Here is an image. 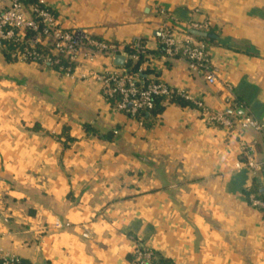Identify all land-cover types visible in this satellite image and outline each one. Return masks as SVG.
Returning <instances> with one entry per match:
<instances>
[{"label":"crops","instance_id":"0c3cea01","mask_svg":"<svg viewBox=\"0 0 264 264\" xmlns=\"http://www.w3.org/2000/svg\"><path fill=\"white\" fill-rule=\"evenodd\" d=\"M43 1L65 30L143 40L152 56L140 71L264 128V0ZM191 23L216 36L214 85L160 56L162 25L183 38ZM83 66L121 68L108 57ZM263 135L209 127L174 105L138 122L98 81L14 61L0 43V252L27 264H136L139 248L171 264H264V215L247 199L264 195V174L236 166L243 148L263 157Z\"/></svg>","mask_w":264,"mask_h":264},{"label":"built area","instance_id":"2783aa9c","mask_svg":"<svg viewBox=\"0 0 264 264\" xmlns=\"http://www.w3.org/2000/svg\"><path fill=\"white\" fill-rule=\"evenodd\" d=\"M185 28V36L179 38L174 28L162 25L159 30V45L162 46L165 57L186 61L194 72L204 76L208 84H216L217 77L210 63L207 46L187 33L203 32L209 26L191 23ZM28 34L30 37H27ZM0 42L13 47L8 55L14 61L49 66L72 80L98 81L102 94L108 101L117 99L114 109L134 120L138 114L152 111L156 99L163 98L167 106H172L170 100L180 98L189 103L190 108L197 111L209 127L222 128L228 132H264L262 124L257 120L251 117L233 120L225 113L213 112L190 92L172 88L155 77L149 78V83L144 85L138 74H131L124 67H113L99 73L86 72L84 62L94 64L102 57L115 60L117 56H121L125 58V64L129 60H136L139 55L147 53L146 43L136 39L129 45L118 47L94 38L85 31L65 30L43 0H37L36 4L31 5H25L24 0H0ZM126 46H129L132 53L125 51ZM242 155L244 161L236 165L238 169L244 166L251 172L261 171L264 174V135L262 158H258L254 148H243ZM247 199L251 208L264 215V195L250 191ZM136 259L139 264H156L154 253L147 248H139ZM0 264H21V259L0 252Z\"/></svg>","mask_w":264,"mask_h":264},{"label":"trees","instance_id":"16d2710c","mask_svg":"<svg viewBox=\"0 0 264 264\" xmlns=\"http://www.w3.org/2000/svg\"><path fill=\"white\" fill-rule=\"evenodd\" d=\"M24 3H25V5L36 4L37 0H24ZM203 32L207 33L208 37L201 38V37L193 36L191 34V31H188L187 33L189 36L195 38L196 40L203 42L208 48V46L210 44H213L216 42V38L210 37L211 35H214V31L211 30V28H208L207 30H204ZM27 37H30V34H28ZM1 46L3 48H5V52L8 56V58H10L8 55V51L12 50L13 47L8 45V44H5V43H1ZM116 46L121 47V45H116ZM159 47H160L159 53H160L161 58L162 57L166 58L164 55V51H163L162 46H159ZM125 51L132 53L129 46L125 47ZM151 56H152L151 52H147L146 54H141L138 56V58L136 60L127 61V63L124 66V69L131 74H138L140 80L143 82L144 85H146L147 83H149V78L152 75V71H150L149 69H146L145 71H140V69L145 63L149 62V60L151 59ZM116 101H117V99L111 100L113 105H114V103H116ZM170 103L174 106H179L182 108L190 107L189 103L181 100L180 98H173L172 100H170ZM166 106L167 105H166L165 99H163V98L156 99L154 109L150 112H142V113L138 114L136 117V121L141 122V123H147L150 121V119L157 118L158 116H160L164 112ZM234 119H236V118H234ZM85 130L88 133H90V131H91L89 129V127H85ZM66 133H67V129H64V133L62 135L65 136ZM253 192L260 194L259 190H254ZM260 195H262V194H260ZM154 256H155V263L156 264H171L170 262H168L166 260H163L161 258L159 259L155 254H154ZM21 264H27V263L25 261L21 260ZM136 264H139V263L136 262Z\"/></svg>","mask_w":264,"mask_h":264},{"label":"water","instance_id":"95a60500","mask_svg":"<svg viewBox=\"0 0 264 264\" xmlns=\"http://www.w3.org/2000/svg\"><path fill=\"white\" fill-rule=\"evenodd\" d=\"M191 34L193 36H196V37H201V38H205V37H208V34L207 33H204V32H200V31H191ZM211 38H216V36L214 35H211L210 36ZM115 64L119 67H124V64H125V58L124 57H121V56H117L115 58ZM236 114L237 116H242L244 114V111L242 109H239V110H236V111H232V110H229L228 111V114Z\"/></svg>","mask_w":264,"mask_h":264}]
</instances>
